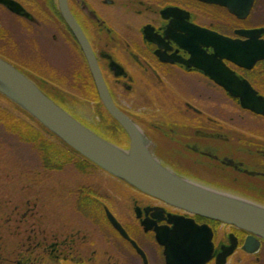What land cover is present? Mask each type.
Wrapping results in <instances>:
<instances>
[{
  "label": "flooded vegetation",
  "instance_id": "obj_1",
  "mask_svg": "<svg viewBox=\"0 0 264 264\" xmlns=\"http://www.w3.org/2000/svg\"><path fill=\"white\" fill-rule=\"evenodd\" d=\"M12 1L24 13L0 5V58L43 91L80 87L76 75L90 72L60 0ZM66 6L114 105L152 141L162 164L264 205V0ZM42 68L57 78L39 77ZM2 107L16 119L0 99ZM6 127L0 150L14 135L15 126ZM4 152L0 164L10 173L36 176L34 193L24 186L11 200L1 197L0 264H264V242L255 236L169 206L91 165L54 168L62 172L55 179L47 165L7 162Z\"/></svg>",
  "mask_w": 264,
  "mask_h": 264
},
{
  "label": "water",
  "instance_id": "obj_2",
  "mask_svg": "<svg viewBox=\"0 0 264 264\" xmlns=\"http://www.w3.org/2000/svg\"><path fill=\"white\" fill-rule=\"evenodd\" d=\"M0 5L10 12L24 13L12 0H0ZM60 6L82 47L100 107L126 135L127 148H121L88 129L45 95L26 75L1 58L0 99L46 136L108 176L169 206L225 223L264 242V205L191 181L162 164L153 151L152 141L111 100L90 47L68 13L66 0H60ZM241 86L247 91L246 86ZM251 98L252 104H260L253 95ZM112 223L121 231L115 222Z\"/></svg>",
  "mask_w": 264,
  "mask_h": 264
},
{
  "label": "trees",
  "instance_id": "obj_3",
  "mask_svg": "<svg viewBox=\"0 0 264 264\" xmlns=\"http://www.w3.org/2000/svg\"><path fill=\"white\" fill-rule=\"evenodd\" d=\"M41 78L44 80H52L57 78L55 74H49L46 72H42V74H39ZM76 84L78 83L80 87H77L75 89H71L70 91H74L75 95H78L79 99L86 103H92L95 105L96 115L100 117L101 121L100 123L96 125L88 124L83 122L89 129H91L96 134L102 136L103 138H106L110 140L111 142L123 146L126 143V137L123 133L120 138L114 136V131L110 128V122L109 118L105 113H101L100 111V105L99 100L95 91V88L93 86L91 77L89 74L87 76H78L76 75L75 79ZM62 91H69V90H61L57 91L56 95H51V97L54 98V100L59 104L61 107L65 108L67 110V107L64 106L65 100L62 98L61 93ZM69 93V92H67ZM1 114V122H3V127L9 132L10 129L9 126L10 123H12L15 127L12 128V133L14 135H17L19 139H21L24 142L30 143L33 145L35 150L40 155V161L43 164L47 165L49 167V171H52L55 169H61L64 165L69 163H81V164H88L84 160H82L80 157L73 154L71 151L66 149L65 147L61 146L59 143L54 141L53 139H46L43 133L36 128V126L32 125L30 126L29 123L21 118L20 116H17L16 119L12 118L11 121L9 120L10 115L8 112L2 108L0 110ZM23 119V120H22ZM106 119H109L106 121ZM13 122H16L13 123ZM121 132V131H120ZM89 165V164H88ZM45 167V166H44Z\"/></svg>",
  "mask_w": 264,
  "mask_h": 264
},
{
  "label": "rangeland",
  "instance_id": "obj_4",
  "mask_svg": "<svg viewBox=\"0 0 264 264\" xmlns=\"http://www.w3.org/2000/svg\"><path fill=\"white\" fill-rule=\"evenodd\" d=\"M34 64L38 66V64L36 63ZM43 71L44 69L41 72ZM80 76H83V77L87 76V73L85 72L84 74H80ZM62 92L63 93H61V96L62 97L65 96L67 103L69 104L70 111L73 112L74 115L80 117V119L84 120L88 124L95 125V123H98L96 121V118L94 117L95 115L94 104L92 103L87 104L84 101L82 102L81 99H79L78 95H75V93L77 92L73 93L74 91L72 92L70 90L67 91L69 93L65 91H62ZM0 132L1 134L6 133V132L9 134V132L3 127V125H0ZM11 138H12L10 139L12 140L11 144L5 143L4 139L1 140L3 150H0V153L5 151L4 152L5 160L7 162L11 161V163L12 162L22 163L26 158H29L30 162H32V164H35L37 166L35 168L37 169L41 168L42 163L40 161V155L35 150L33 145L22 141L21 139L17 137V135H13V137ZM8 168L6 169L4 165L0 164V200L2 199L1 197L3 198L6 197L8 198V200L15 198L16 195H18L17 191H20L19 190L20 187H24V186H28L30 191L34 193L35 187L33 185H34L36 175L30 174L28 177H26V175H20L19 170H16L10 173V171H8ZM21 169L23 170L25 169V167ZM61 173L62 172H53L52 174L55 175L54 177L55 179H57L59 178V175Z\"/></svg>",
  "mask_w": 264,
  "mask_h": 264
},
{
  "label": "bare ground",
  "instance_id": "obj_5",
  "mask_svg": "<svg viewBox=\"0 0 264 264\" xmlns=\"http://www.w3.org/2000/svg\"><path fill=\"white\" fill-rule=\"evenodd\" d=\"M92 82H93V81H92ZM93 86H94V84H93ZM94 88H95V87H94ZM45 91L48 92L49 95H56V94H57V90H53V89L46 88ZM101 113H102V112H101ZM109 119H110V118H109ZM109 119H106V121L109 120ZM109 122H110V120H109ZM111 123H112V122H111Z\"/></svg>",
  "mask_w": 264,
  "mask_h": 264
}]
</instances>
